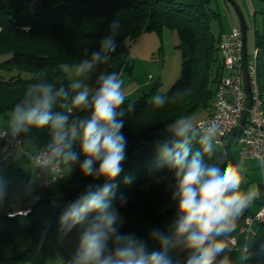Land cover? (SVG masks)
Wrapping results in <instances>:
<instances>
[{
	"label": "trees",
	"instance_id": "trees-1",
	"mask_svg": "<svg viewBox=\"0 0 264 264\" xmlns=\"http://www.w3.org/2000/svg\"><path fill=\"white\" fill-rule=\"evenodd\" d=\"M213 3V0H0V54L11 53L9 58L0 61V69L19 71L9 78L0 76V115L12 113L31 85L46 82L55 85L54 91L63 87L67 93L58 100L54 112L69 115V124L75 118H90L91 108L76 110L72 107L76 91L72 89L73 81L64 64L76 66L90 60L92 53L101 51L102 41L109 35H113L116 49L113 53H102L111 57L107 73L120 74L132 67L129 41L143 30L160 33L165 28L175 30L180 40L177 47L183 57L180 76L160 95L167 97L163 107H157L153 98L144 94L137 99L125 97L118 109L124 112L120 117L124 122L121 131L127 146L122 171L113 180L84 176L80 169L83 161L56 181L44 185L37 182V174L34 180L27 178L22 184L0 177L6 182L8 192V198L0 204V264L21 261L43 264L48 254L46 244L50 231L61 228L63 212L89 185L95 190L105 183L113 186L111 206L121 210L125 219L118 229L119 235H132L145 242L151 228L177 219V201L172 198L176 183L174 171L164 162L162 149L176 142L170 125L211 105L219 78L225 71L219 43L226 30L217 34L212 30V22L222 19L221 11ZM261 12V27H253L264 107V10ZM255 13L256 10L253 17ZM114 20L119 21L117 29L110 27ZM246 25L248 29L247 22ZM22 72L29 76H23ZM129 105L134 108L129 109ZM240 133L241 130L234 135L230 150L234 165L241 169V176L249 187L246 170L240 167L241 160L235 158L231 149ZM191 147L194 152L202 151L196 141ZM214 147L212 159L205 156L204 162L208 165L217 162L223 169L229 163L227 155H221L226 153L225 148L215 143ZM34 164L39 168L38 173L41 167ZM43 177L50 178L51 174L45 177L43 173ZM241 192L245 190L242 188ZM53 202L61 206L54 207ZM254 202L260 208L264 199ZM251 204L248 214L257 211L251 209ZM28 205H32L28 215H8L9 211ZM95 215V212L90 213L85 224L72 229L85 227ZM263 223L255 224V233L243 252V264H264V236L257 240ZM115 247L114 238L110 239L109 252Z\"/></svg>",
	"mask_w": 264,
	"mask_h": 264
},
{
	"label": "clouds",
	"instance_id": "clouds-1",
	"mask_svg": "<svg viewBox=\"0 0 264 264\" xmlns=\"http://www.w3.org/2000/svg\"><path fill=\"white\" fill-rule=\"evenodd\" d=\"M118 26L119 21L114 20L110 27L117 29ZM115 49L113 35L104 38L100 52L92 53L90 60L76 65V76L84 75L97 63L106 62L109 57L102 53H113ZM97 83L99 87L94 92L79 81L72 83L76 91L72 107L91 108L92 113L90 118H75L71 124L69 115L53 111L58 100L67 96L63 87L54 91V84L31 85L24 99L12 110L9 128L13 136L31 127L49 126L52 142L48 148L67 165L79 159L72 150L73 141L79 139L80 152L85 157L80 165L83 175L113 180L122 171V161L126 158L127 140L121 131L124 122L120 119L124 112L118 111L125 100L121 90L123 81L118 73L112 72L101 74ZM166 100V96L157 95L153 103L163 107ZM132 108L134 105H129V109ZM169 127L176 142L172 147L165 145L162 156L174 171L176 182L172 197L177 201L178 212L174 234L152 231L150 235L159 242L160 250L151 252L147 251L144 241L132 235H119L118 214L110 202L113 186L105 183L95 190L89 185L84 194L69 203L61 216V228L68 232L78 224H85L90 213H96L84 227L70 264H174L169 252L177 247L187 248L189 254L175 264H227V257L217 259L227 248L217 237L228 238L237 217L259 199L260 193L253 189L239 191L242 176L238 166L228 163L221 169L217 162L211 165L204 162L205 156L212 159L214 155V141L220 132L218 125L198 128L181 117ZM3 135L6 133L0 132V137ZM193 141L202 151L192 150ZM221 155L226 157L227 154ZM7 198L6 182L0 180V204ZM113 238L116 247L109 252L108 241Z\"/></svg>",
	"mask_w": 264,
	"mask_h": 264
},
{
	"label": "rangeland",
	"instance_id": "rangeland-1",
	"mask_svg": "<svg viewBox=\"0 0 264 264\" xmlns=\"http://www.w3.org/2000/svg\"><path fill=\"white\" fill-rule=\"evenodd\" d=\"M236 3L241 7L246 22L249 27L247 29V50L250 56L253 51V28H260L263 23L264 3L260 0H235ZM213 6L218 8L222 13L221 20H215L212 22V30L214 33L225 29L229 30L234 21L239 23V17L235 7L228 0H213ZM256 10L254 17L252 16L253 11ZM254 26V27H253ZM180 42L178 34L175 30L165 28L161 33L157 30H143L136 38L129 41V54L131 59L132 67L130 69L122 70L119 74L122 83V92L125 97L130 99H137L140 96L147 94L148 97L154 98L157 95L163 94L167 91L175 80L180 76L183 57L181 50L177 47ZM11 56V53L4 52L0 54V61L6 60ZM104 63H97L94 67L87 71L82 76H76V66L64 64V68L67 72L68 77L73 82L79 81L83 86H88L94 92L99 84L97 80L101 74H107L110 68L111 57ZM18 70H6L0 69V76L3 78H9L11 75L18 73ZM224 72H227L225 70ZM23 76H29L28 73L22 72ZM81 89H78L79 91ZM76 110H80L77 109ZM11 112L8 116L0 115V131L7 129L12 133L9 128ZM207 114L206 108H201L190 114L187 119L195 125L196 122L203 118ZM23 137V149L22 152L9 156L3 159V150L1 146L0 138V177H7L9 181L22 184L27 178L34 180L39 168L34 164L32 160L28 158L26 153H34L35 147L41 140L47 139L52 140V130L49 126H45L43 129H36L31 127L29 131H21L19 133ZM234 139L232 143V152L236 159L239 156V147ZM28 143L32 144L33 147L27 149ZM76 145L74 146V144ZM72 150L75 151L79 159L71 162L70 165L65 164L61 160V164L64 173H69L72 169L78 166L85 157L80 152L79 139L73 141ZM242 164L247 165V160L241 159ZM251 175L246 173V179L248 181H258L260 184L264 181V170L261 166L255 169L248 170ZM49 170L45 169L44 174H48ZM250 178V179H249ZM264 186V185H263ZM258 206V205H257ZM256 204H252V208H257ZM118 214V221L116 224L117 229L121 227L124 222V214L117 207H112ZM175 220L164 223L157 227L151 228L145 239L147 251L151 252L154 250H160V244L157 240L153 239L150 235L152 231H159L166 235L174 234ZM83 228L71 229V231L65 232L62 228H56L50 231L46 244L47 257L43 264H68V260L73 257L78 249L80 236ZM253 234H251V237ZM264 236V223L260 228L257 240ZM238 240L237 245L229 246L228 249L218 257L223 259L227 257V264H243V251L241 247L244 244L243 237L238 232L236 233ZM109 243V241H108ZM108 247V245H107ZM189 250L184 247H177L169 252L172 257L174 264L175 261L187 257ZM18 264H31L29 261H21Z\"/></svg>",
	"mask_w": 264,
	"mask_h": 264
},
{
	"label": "built area",
	"instance_id": "built-area-1",
	"mask_svg": "<svg viewBox=\"0 0 264 264\" xmlns=\"http://www.w3.org/2000/svg\"><path fill=\"white\" fill-rule=\"evenodd\" d=\"M252 42L253 51L251 56L247 50V74L252 90V104L249 108L246 123L240 129L241 133L237 139V145L240 158L257 159L264 170V107L258 83V49L254 42V28ZM244 45L240 24L234 25L231 30L225 31L221 35L219 53L227 72H224L219 78L214 98L207 108V114L194 125L198 128H206L211 124L218 125L220 132L214 143L223 148H225L228 135L239 125L248 101L243 71ZM0 132L6 133V135L0 137L4 159L22 151V137L13 136L7 129ZM51 142L52 140L49 141L48 145ZM48 145L35 154H28V157L41 167L37 173V182L40 185L54 182L64 175L61 160L51 152ZM45 169L49 170L50 178L43 177ZM239 191H242V185ZM31 210L32 205H28L24 208L9 211L8 215H28ZM259 221H264V202L257 211L243 216L233 236L228 238L229 246L238 244L236 238L238 232L244 240L241 249L243 252L246 251L248 240L251 234L255 233V224ZM73 257L68 260V264H70Z\"/></svg>",
	"mask_w": 264,
	"mask_h": 264
},
{
	"label": "water",
	"instance_id": "water-1",
	"mask_svg": "<svg viewBox=\"0 0 264 264\" xmlns=\"http://www.w3.org/2000/svg\"><path fill=\"white\" fill-rule=\"evenodd\" d=\"M229 2L232 3V5L235 7L236 9V12L238 14V17H239V24L242 28V32H243V38H244V54H243V71H244V82H245V87H246V90H247V93H248V101H247V105H246V109L241 117V120H240V123L239 125L228 135L227 137V140H226V145H225V151H226V154H227V159H228V162L232 165H234L233 161H232V156H231V150H230V146H231V141L234 137V135L240 131V129L245 125L246 123V118H247V115L249 113V108L251 107V104H252V90H251V86H250V83H249V78H248V74H247V25H246V21H245V18H244V15L242 13V11L240 10L238 4L236 3L235 0H228ZM242 188L247 191L249 189L247 183L245 182V180L242 178ZM53 206L54 207H59L61 206V204L59 202H53ZM250 208V204L242 211V213L240 214L239 217H237L236 221H235V227L234 229L228 234V238L229 237H232L238 224L240 223L241 219L243 218V216L245 214H247L248 212V209ZM225 239L224 237H218L217 239L218 240H223L224 243L227 245V248L226 250L228 249L229 247V239ZM225 250V251H226ZM223 254V253H222ZM221 254V255H222ZM219 257V256H218ZM217 257V259H218Z\"/></svg>",
	"mask_w": 264,
	"mask_h": 264
},
{
	"label": "crops",
	"instance_id": "crops-1",
	"mask_svg": "<svg viewBox=\"0 0 264 264\" xmlns=\"http://www.w3.org/2000/svg\"><path fill=\"white\" fill-rule=\"evenodd\" d=\"M250 11L252 12L253 11V8H250ZM237 24H239L238 22H235L234 21V23H233V25H232V27L234 26V25H237ZM231 27V28H232ZM231 28L229 29V30H231ZM229 30H226V31H229ZM6 129V128H5ZM30 129V128H29ZM10 131V130H9ZM29 131V130H28ZM16 135H18V136H22V135H20L19 133L18 134H16ZM51 140V139H50ZM50 140H47V139H43V140H41L40 142H38L39 144L37 145V146H34L35 147V150H34V152H36L37 150H39L40 148H42V147H44V146H46L48 143H49V141ZM23 144H24V142H23ZM76 145V143L74 144V146ZM29 147H33L32 146V144H30V143H28V147H27V149H30ZM242 159V158H241ZM245 160H247V165H244V164H242V162H240V167L242 168V169H245L246 170V173H247V177H249L248 175H251V172L250 171H248V170H252V169H255V166L256 167H258V166H261L260 165V163H259V161L257 160V159H254V158H244ZM63 168V167H62ZM64 171V170H63ZM50 176V173H48V174H45V177H49ZM250 179V178H249ZM264 181H263V183L262 184H260L258 181H255V182H253V181H251V179H250V181H249V189H253V190H258L259 191V193H260V199H264ZM255 204H256V206H257V208H254V209H252L253 211H255V210H258V208H259V204L257 203V202H254ZM253 204V203H252ZM252 204H251V208H252Z\"/></svg>",
	"mask_w": 264,
	"mask_h": 264
}]
</instances>
